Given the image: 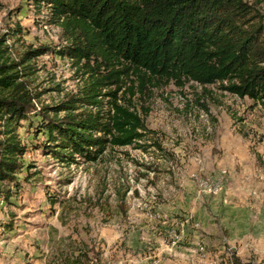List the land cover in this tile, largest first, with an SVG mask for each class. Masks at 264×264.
<instances>
[{"label":"rangeland","instance_id":"obj_1","mask_svg":"<svg viewBox=\"0 0 264 264\" xmlns=\"http://www.w3.org/2000/svg\"><path fill=\"white\" fill-rule=\"evenodd\" d=\"M244 1L264 19V0ZM50 17L41 2L0 0V37L15 53L50 47L34 62L37 107L78 95L87 76L55 52L66 42ZM118 95L148 110L146 128L95 161L54 158L40 116L20 122L23 168L0 183V264L79 253L89 264H264V107L193 81L153 88L143 107ZM216 178L221 187L203 182Z\"/></svg>","mask_w":264,"mask_h":264},{"label":"trees","instance_id":"obj_2","mask_svg":"<svg viewBox=\"0 0 264 264\" xmlns=\"http://www.w3.org/2000/svg\"><path fill=\"white\" fill-rule=\"evenodd\" d=\"M33 1L47 6L61 28L66 44L55 52L87 76L78 95L37 107L34 62L50 47L15 53L0 37V183L15 181L23 168L17 129L33 112L50 154L69 162L75 155L95 161L107 149L141 139L148 110L140 116L120 103V90L137 95L143 107L153 88L193 81L264 107V19L244 0ZM89 262L79 253L63 263Z\"/></svg>","mask_w":264,"mask_h":264},{"label":"built area","instance_id":"obj_3","mask_svg":"<svg viewBox=\"0 0 264 264\" xmlns=\"http://www.w3.org/2000/svg\"><path fill=\"white\" fill-rule=\"evenodd\" d=\"M204 183H207V185H210L211 189H215L216 187H221L222 182H218L217 178L213 180H206L203 181Z\"/></svg>","mask_w":264,"mask_h":264}]
</instances>
